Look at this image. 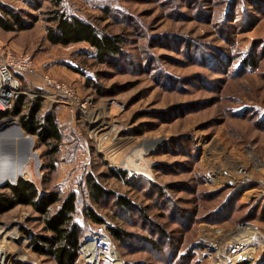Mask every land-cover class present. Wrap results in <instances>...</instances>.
<instances>
[{
    "label": "rangeland",
    "instance_id": "obj_1",
    "mask_svg": "<svg viewBox=\"0 0 264 264\" xmlns=\"http://www.w3.org/2000/svg\"><path fill=\"white\" fill-rule=\"evenodd\" d=\"M0 2L33 24L17 33L0 29V41L38 66L50 62L55 79L91 98L86 117L56 110L64 139L55 170L45 146L20 132L18 117L0 122L2 177L13 170L7 164L25 162L29 177L19 178L33 182L41 195L76 192L86 240L99 225L85 220V207L131 236L114 239L120 264H229L230 244L243 235L264 243V0H63L69 15L123 38V55L105 63L88 44L48 41L50 2ZM41 80L25 78L24 88L41 90ZM85 151L90 162L84 160L75 190L71 176ZM111 169L126 172L131 183L113 178ZM89 175L112 192L103 206L89 194ZM5 181L0 253L6 263L58 264L32 249L31 238L49 235L43 216L29 206L10 208L13 196L5 187L12 182ZM157 189L166 199L156 202ZM115 196L133 204L129 221L115 207ZM176 210L185 213L184 224L176 223ZM158 227L168 234L165 240L175 237L177 250L162 248ZM140 238L155 240L161 251ZM255 248L256 263L264 264V244ZM77 264L88 263L81 256Z\"/></svg>",
    "mask_w": 264,
    "mask_h": 264
},
{
    "label": "trees",
    "instance_id": "obj_2",
    "mask_svg": "<svg viewBox=\"0 0 264 264\" xmlns=\"http://www.w3.org/2000/svg\"><path fill=\"white\" fill-rule=\"evenodd\" d=\"M52 4V8L48 10L46 22L47 39L53 46L70 47L79 44H88L92 48V56L99 63H105L109 60L120 58L123 55L124 40L119 35L103 34L98 31L93 23L83 20L80 17L69 15L63 6V0H45ZM41 8V7H40ZM39 8V9H40ZM22 12L16 11L14 8L4 6L0 2V29L6 33H17L30 30L33 24H27L21 16ZM252 65V63H251ZM75 70V69H74ZM77 71V70H75ZM79 71V70H78ZM27 79V78H26ZM24 83V78L22 79ZM25 87V85H24ZM26 90V89H25ZM39 92L44 94L42 90H26ZM49 104V111L42 114V110ZM26 107V108H25ZM14 116L18 117L20 126L25 134L36 137L42 146H45L46 156L49 158L50 170H55L56 157L60 153L63 142V134L55 106L45 99L36 98L30 101L26 106V99L23 97L19 107L15 110ZM112 177L122 180L126 183H131L126 172H119L111 169ZM26 178V177H24ZM89 194L92 200L103 206L107 203V198L112 192L105 190L101 184L91 175L88 176ZM133 183V182H132ZM149 187L154 186L149 184ZM6 190L10 191L13 196V201L10 208L23 205L32 207L35 212L43 216L44 230L49 233L48 236H40L31 238L32 249L39 255H48L58 264H77L82 256V248L86 239L90 236L78 222V206L79 196L76 192L62 193L53 191L48 194L41 195L36 185L23 178H20L16 185L7 184ZM158 191L153 196L159 197L156 202L166 199L164 191ZM8 198L4 194L0 195V209L5 206ZM115 207L124 210L126 219H131L130 213L133 210V204L125 197L115 196ZM177 211V210H176ZM83 215L87 222L94 225H103L104 221L91 208L85 207ZM174 218L178 224H184L182 217H186L185 213L175 212ZM184 227H187L186 225ZM111 238L119 243L124 242L131 236L118 228L109 229ZM158 227L159 239L163 242L162 248H171L177 250V245L174 243L175 237H170V241L166 239L168 234ZM176 236L178 232L173 233ZM115 239V240H114ZM140 243H144L153 247L157 252L161 251V247L155 240L139 239Z\"/></svg>",
    "mask_w": 264,
    "mask_h": 264
},
{
    "label": "built area",
    "instance_id": "obj_3",
    "mask_svg": "<svg viewBox=\"0 0 264 264\" xmlns=\"http://www.w3.org/2000/svg\"><path fill=\"white\" fill-rule=\"evenodd\" d=\"M50 62H43L39 66L35 59L28 54H17L8 45L0 41V122L14 118V112L19 107L21 99H26V106L36 98L48 100L55 109H65L76 118L77 116L86 117L87 109L90 106L91 98H81L78 91L70 84L55 79L49 72ZM40 75L44 86L41 89L44 94L39 92L26 91L23 78ZM26 108V107H25ZM59 112L56 111L57 118ZM82 158V159H81ZM80 162L76 164V169L71 176V183L75 190L82 185L84 160L90 162V154L85 151L81 154ZM264 190V178L260 181ZM110 227L107 224L100 225L94 231L92 238L86 240L82 248V258L88 264H100L103 260H114L117 254V244L112 240ZM248 237V236H246ZM246 237L236 240L230 244L226 259L229 264H260L256 263L254 251L256 247L264 244L256 240L254 236H249V241L245 242ZM92 244L91 251H87V245ZM252 254L251 261H244V255Z\"/></svg>",
    "mask_w": 264,
    "mask_h": 264
},
{
    "label": "bare ground",
    "instance_id": "obj_4",
    "mask_svg": "<svg viewBox=\"0 0 264 264\" xmlns=\"http://www.w3.org/2000/svg\"><path fill=\"white\" fill-rule=\"evenodd\" d=\"M14 132V131H13ZM20 134H18V136H19ZM17 136V138H16V141L17 142H20V140H19V137ZM18 145H19V143H17ZM20 146V145H19ZM143 154H146V153H143ZM134 155H137L136 157H139L138 156V154L137 153H135ZM140 155V154H139ZM5 160H7L6 158H5ZM29 161V158L27 159V161L26 162H28ZM8 161H5V163H7ZM4 163V166L6 165ZM10 164V165H9ZM9 164H7L6 165V167H8V166H12L13 165V167H11L10 169H13V171L15 172V175L14 176H11V175H9L10 177H2V175H1V173L4 171L3 169H1L2 167H1V165H0V183L1 182H6L5 180H9L10 182H12V183H16L17 181H18V178L19 177H29V171H28V167H27V165H25V162L23 163V164H21V165H19V164H17L16 166H14V162H11V163H9ZM3 166V165H2ZM26 166V167H25ZM135 166H137L138 167V165H135ZM6 167H3V168H6ZM134 168V167H133ZM133 168H132V170H133ZM3 170V171H2ZM2 183V184H3ZM3 232L2 231H0V234H2ZM246 236H248L247 234L244 236H242L241 238H243V237H246ZM251 237V236H250ZM240 238V239H241ZM246 241L245 242H248L249 241V236L248 237H246V239H245ZM91 249H92V244L90 243V244H88L87 245V251H91ZM244 257V256H243ZM114 260H115V263L114 264H120L119 262H120V259H119V257H118V255L117 254H115L114 255ZM245 260H247V261H251L252 260V257L249 255L248 257H244V261ZM0 264H7L6 263V257L5 256H3L1 253H0Z\"/></svg>",
    "mask_w": 264,
    "mask_h": 264
},
{
    "label": "water",
    "instance_id": "obj_5",
    "mask_svg": "<svg viewBox=\"0 0 264 264\" xmlns=\"http://www.w3.org/2000/svg\"><path fill=\"white\" fill-rule=\"evenodd\" d=\"M19 130H20V132L23 134V131H22V129H21V127H19ZM31 138V137H30ZM135 161H137V160H135ZM141 161L140 160H138V163H140ZM10 175L11 176H14L15 175V172L12 170L11 172H10ZM20 178H18V180H19ZM24 179V178H23ZM18 182V181H17ZM16 182V183H17ZM16 183H11L12 185H16Z\"/></svg>",
    "mask_w": 264,
    "mask_h": 264
},
{
    "label": "crops",
    "instance_id": "obj_6",
    "mask_svg": "<svg viewBox=\"0 0 264 264\" xmlns=\"http://www.w3.org/2000/svg\"><path fill=\"white\" fill-rule=\"evenodd\" d=\"M29 78V77H28ZM42 81V80H41ZM43 83V81L41 82V84ZM43 86H42V88H40V89H45V90H47V88L44 86V84H42Z\"/></svg>",
    "mask_w": 264,
    "mask_h": 264
}]
</instances>
